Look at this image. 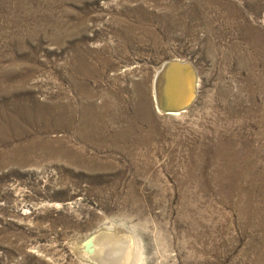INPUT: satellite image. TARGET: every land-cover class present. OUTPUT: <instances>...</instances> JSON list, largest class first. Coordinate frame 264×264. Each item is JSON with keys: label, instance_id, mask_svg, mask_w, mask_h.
I'll list each match as a JSON object with an SVG mask.
<instances>
[{"label": "rangeland", "instance_id": "374dc122", "mask_svg": "<svg viewBox=\"0 0 264 264\" xmlns=\"http://www.w3.org/2000/svg\"><path fill=\"white\" fill-rule=\"evenodd\" d=\"M174 59L200 81L166 116ZM221 143L264 150V0H0V264H92L109 228L133 264H255L264 182L220 193Z\"/></svg>", "mask_w": 264, "mask_h": 264}, {"label": "bare ground", "instance_id": "6f19581e", "mask_svg": "<svg viewBox=\"0 0 264 264\" xmlns=\"http://www.w3.org/2000/svg\"><path fill=\"white\" fill-rule=\"evenodd\" d=\"M175 62L185 63L186 61L178 59L170 60L165 66L162 65L159 67L151 78V91L156 108L160 114L166 116H180L181 113L187 111L193 105L197 96L196 91L198 82L200 81L197 70L191 65L195 72L194 97L186 108H182L190 102V96L187 97L189 80L186 72L187 68L176 66ZM218 145L220 146L219 149L210 147V151L213 152L211 155L228 161L224 164L225 166L221 165L219 169L213 168L211 170L216 176H220L216 177L215 180L223 182V184L218 187V191L226 195H235L236 197L243 196L244 198L248 197L253 189L259 190L260 186H258V182H264V176L256 174L253 166L254 161L259 158L256 152H260V155H263L262 163L264 165V150H262V148L261 151L259 149H250L247 147L246 143H240L236 148H232L224 143ZM218 163L221 164L220 162ZM229 173L232 174L229 176ZM256 211L258 210L256 209ZM259 215L260 213L258 211L256 220L259 223L256 222L257 227L261 225ZM118 229L109 228V232L111 231L110 233L97 232L90 237L86 242L87 247L84 246L86 248H84V252L82 251V255L89 258L91 260L89 262L92 264H133L131 259L135 256V253L133 254V249L136 248V246L133 242H130L129 238H127L129 236H127L125 232ZM119 233L123 235L121 236ZM257 258L258 262L255 264H264V254H260Z\"/></svg>", "mask_w": 264, "mask_h": 264}, {"label": "water", "instance_id": "95a60500", "mask_svg": "<svg viewBox=\"0 0 264 264\" xmlns=\"http://www.w3.org/2000/svg\"><path fill=\"white\" fill-rule=\"evenodd\" d=\"M170 61H168L167 63H169ZM166 64V63H165ZM165 64H163V66H165ZM174 64V63H173ZM175 64H176V66H179V67H186L187 68V74H188V80H189V83H188V85H189V88H188V95H187V97H189L190 98V102L187 104V105H185V106H183L182 108H186L190 103H191V101L193 100V97H194V87H195V72H194V70H193V67L189 64V63H187V62H185V63H178V62H175ZM166 108H168V107H166ZM169 110H172V109H170V108H168ZM178 110V109H177Z\"/></svg>", "mask_w": 264, "mask_h": 264}]
</instances>
